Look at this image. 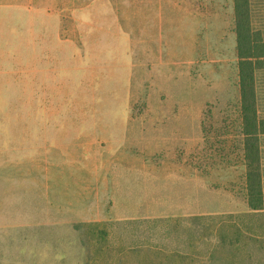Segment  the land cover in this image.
Returning <instances> with one entry per match:
<instances>
[{"label": "rangeland", "instance_id": "rangeland-1", "mask_svg": "<svg viewBox=\"0 0 264 264\" xmlns=\"http://www.w3.org/2000/svg\"><path fill=\"white\" fill-rule=\"evenodd\" d=\"M237 81L232 0H0V264H153L179 235L123 222L250 213Z\"/></svg>", "mask_w": 264, "mask_h": 264}, {"label": "trees", "instance_id": "trees-1", "mask_svg": "<svg viewBox=\"0 0 264 264\" xmlns=\"http://www.w3.org/2000/svg\"><path fill=\"white\" fill-rule=\"evenodd\" d=\"M258 1L232 0L238 136L242 137L245 201L250 213L123 222V225L139 223L151 227L170 224L168 227L173 231L170 234L179 235L177 238L169 235L161 241L148 238L146 245L129 248L134 256L144 253L153 264H241L245 246L264 243V112L259 110L261 94L257 85L258 73L264 69V2L258 6ZM166 246L172 250L169 254ZM245 255L252 256L249 252Z\"/></svg>", "mask_w": 264, "mask_h": 264}, {"label": "crops", "instance_id": "crops-1", "mask_svg": "<svg viewBox=\"0 0 264 264\" xmlns=\"http://www.w3.org/2000/svg\"><path fill=\"white\" fill-rule=\"evenodd\" d=\"M195 216V215H194Z\"/></svg>", "mask_w": 264, "mask_h": 264}]
</instances>
